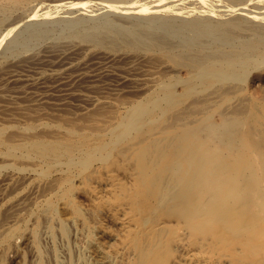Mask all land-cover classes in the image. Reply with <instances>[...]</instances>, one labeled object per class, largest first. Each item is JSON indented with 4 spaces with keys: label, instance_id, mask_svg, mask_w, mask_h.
I'll return each instance as SVG.
<instances>
[{
    "label": "bare ground",
    "instance_id": "obj_1",
    "mask_svg": "<svg viewBox=\"0 0 264 264\" xmlns=\"http://www.w3.org/2000/svg\"><path fill=\"white\" fill-rule=\"evenodd\" d=\"M52 1L0 0V264H264V0Z\"/></svg>",
    "mask_w": 264,
    "mask_h": 264
},
{
    "label": "rangeland",
    "instance_id": "obj_2",
    "mask_svg": "<svg viewBox=\"0 0 264 264\" xmlns=\"http://www.w3.org/2000/svg\"><path fill=\"white\" fill-rule=\"evenodd\" d=\"M68 2V0H55V1H52V2H50L49 4H46L45 6H48V7H52L53 6V8L54 9H56L57 11H58V15H65V13H67V12H69V11H71V10H69V9H72V8H70V7H65L66 6V3ZM44 6V7H45ZM114 10L111 8V7H98V6H92V8H89L88 9V11H85L84 13H81V16L80 17H82L83 18V20L85 21V23H86V25H88V26H92V25H96L97 23H104V21H107V20H113V19H115V18H117L118 17V15H117V13H115V12H113ZM83 12V11H82ZM16 14L17 15H19L18 17L16 16ZM16 14H14L18 19H20L23 15V13H21V11L20 12H18V13H16ZM56 15L57 14H55V17H53V18H50V17H48V16H45V15H43V14H41V15H39V16H37V17H35L34 15H32V14H29V15H26L25 16V18L24 17H22V21L20 20L19 22H18V19H16L15 18V16H12V17H14V19L15 20H17L16 22H18V23H21L22 22V24H20V27H18L17 29H14V30H6L4 33L5 34H10L11 32H14V31H16V30H22V29H25L27 26H35V27H38V28H41V29H44V30H51V29H58V32H59V30H61L62 29V27L64 26V23L63 22H61V20H58L59 18L58 17H56ZM13 19V20H14ZM24 19V20H23ZM118 19V18H117ZM142 20V19H141ZM141 20H139V21H141ZM143 20H144V18H143ZM68 20L66 21V26L68 25ZM127 22L128 23H130V22H134V20H132V19H129V20H127ZM39 24V25H38ZM11 31V32H10ZM58 32L56 31L55 33L56 34H58ZM60 33V32H59ZM7 35V36H8ZM22 39V38H21ZM49 41H53V39H49ZM6 44H8V42L6 43H4L2 46H1V48H0V52H3V50H4V48L6 47ZM9 55H11L10 53H8ZM47 68H48V70H47V72H50L52 69H53V67H51V66H47ZM21 72V71H20ZM23 73H20L19 75L20 76H18V78L19 79H21V80H28V79H30V77L28 76L29 74H27V71H22ZM26 73V75H23V74H25ZM38 75H36L35 77H37ZM59 90H62L61 88L59 89H56L55 91H53V92H51V93H48V94H50L51 96H53V95H56V97L57 98H62V96L60 95V94H63V92L62 91H59ZM31 91V90H30ZM13 94V93H12ZM14 95V94H13ZM15 95H17V94H15ZM34 96H35V98L36 99H38V100H40V99H43L44 97H45V91H42V89H39V90H37V91H34ZM8 173V172H7ZM6 174V173H5ZM7 186V185H6ZM6 186L5 185H2V184H0V205L2 204V200L3 201H8V199L10 198V197H12V196H15V194H17L18 192H21V190H17L18 192H16V193H13V194H9V192L11 191L10 189H11V186L9 187V186H7V187H9V188H6ZM23 186V185H22ZM1 189H3V191L1 190ZM5 189H8V190H5ZM5 190V191H4ZM8 191V192H7ZM2 192H3V194H2ZM21 207H23V206H21ZM23 212H25L24 210H23ZM1 215V214H0ZM1 218V217H0ZM45 231H46V233L47 234H44V235H42V239H43V236H44V240H42L43 241V243H44V245L46 246V248H49V247H51V246H55L54 245V243H60V244H64V245H59L58 244V247H60V246H65V241H63L62 239H61V236H58V235H60L59 233H56V236L55 235H52V233L49 231V229H44V231H43V233H45ZM47 231H49V232H47ZM75 233V232H74ZM48 234H50V236L48 235ZM58 234V235H57ZM55 236L56 238H52V239H55L54 241L55 242H53L52 241V239H51V237L52 236ZM17 242H21V240L19 239V241H17ZM53 242V243H52ZM50 245V246H49ZM61 248V247H60ZM60 248H59V252L60 251H65V247H63V249L61 248V250H60ZM64 253H62L61 252V255H62V257L64 256L63 255ZM61 257V258H62ZM64 258V257H63Z\"/></svg>",
    "mask_w": 264,
    "mask_h": 264
}]
</instances>
